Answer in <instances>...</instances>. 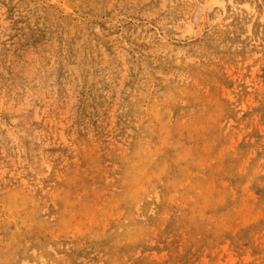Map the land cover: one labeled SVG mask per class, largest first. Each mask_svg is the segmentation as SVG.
<instances>
[{
    "label": "rangeland",
    "instance_id": "rangeland-1",
    "mask_svg": "<svg viewBox=\"0 0 264 264\" xmlns=\"http://www.w3.org/2000/svg\"><path fill=\"white\" fill-rule=\"evenodd\" d=\"M0 264H264V0H0Z\"/></svg>",
    "mask_w": 264,
    "mask_h": 264
},
{
    "label": "bare ground",
    "instance_id": "bare-ground-1",
    "mask_svg": "<svg viewBox=\"0 0 264 264\" xmlns=\"http://www.w3.org/2000/svg\"><path fill=\"white\" fill-rule=\"evenodd\" d=\"M192 22H193V21H192ZM190 24H191V23H190ZM192 24H193V23H192ZM192 24H191V25H192ZM188 28H189V27H188ZM190 28L193 29V26H191ZM190 28H189V29H190ZM157 91H158V90H157Z\"/></svg>",
    "mask_w": 264,
    "mask_h": 264
}]
</instances>
